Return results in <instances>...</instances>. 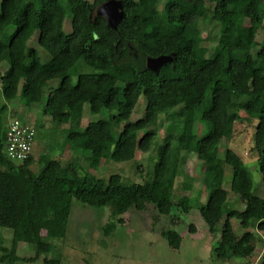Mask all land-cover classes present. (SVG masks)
I'll list each match as a JSON object with an SVG mask.
<instances>
[{
  "label": "trees",
  "instance_id": "16d2710c",
  "mask_svg": "<svg viewBox=\"0 0 264 264\" xmlns=\"http://www.w3.org/2000/svg\"><path fill=\"white\" fill-rule=\"evenodd\" d=\"M107 1L0 0V64L7 61L10 66L0 71L3 99L11 103L20 96L25 107L43 104L51 125L67 126L69 144L84 141L88 160L82 176L69 175L66 166L49 157L37 158L35 172L31 154L22 163L12 162L4 152L7 123L0 115V227L32 243L34 252L29 258L18 257L12 242L0 247V263H36L50 253L51 241L66 236L72 200L110 210L112 222L103 228L105 234L121 225V216L130 210L152 208L167 217L173 210L187 214L190 205L173 192L182 153L195 154L201 164L207 199L199 202L198 212L210 234L224 217L213 250L216 258L227 263L251 257L256 234H264V200L240 156L227 149L221 158L218 151L235 124L256 120L253 142L264 188V42L258 37L259 31L264 37V1L120 0L125 16L115 30L97 15ZM157 7L163 8L164 18ZM197 19L225 34L214 57L194 28ZM236 22L238 27L232 29ZM35 33L54 67H44L35 49L26 51ZM26 56L31 60L28 67L23 65ZM160 56L172 61L156 73L148 70L146 58ZM53 81L56 86L46 94ZM141 98L145 108L134 119ZM86 105L89 115L106 112L108 118L89 122L80 131ZM1 110L5 113L6 106ZM196 118L207 128L200 137L194 132ZM160 120L172 131H165L157 143ZM150 151H156L158 159L142 183H124L119 175L105 181L92 174L104 159L129 162L137 153ZM225 165L231 167L229 191L222 188ZM234 219L241 235L234 232ZM189 230L194 232L191 225ZM161 236L170 248L179 249L181 239L175 232ZM42 263L56 261L43 258Z\"/></svg>",
  "mask_w": 264,
  "mask_h": 264
},
{
  "label": "rangeland",
  "instance_id": "374dc122",
  "mask_svg": "<svg viewBox=\"0 0 264 264\" xmlns=\"http://www.w3.org/2000/svg\"><path fill=\"white\" fill-rule=\"evenodd\" d=\"M63 6L68 13L67 3L64 2ZM156 10L159 16L164 18L163 8L157 7ZM69 21L70 17L67 16L64 21V25L66 23L64 32L66 33L70 31ZM247 24L248 22L244 21L243 25L247 26ZM238 25L237 22L233 23L232 29H236ZM194 28L198 29L204 37L203 46L209 50V55L216 56L217 42H223L225 34L213 31L210 25L203 23L201 19L196 20ZM258 35L259 41L264 42L261 31L258 32ZM31 48L37 51L44 67L55 66L51 57L38 46L37 33L28 42L26 51L28 52ZM30 63L31 60L26 56L23 65L28 67ZM9 67V63L5 61L0 64V71L6 72ZM71 82L74 83L75 79H72ZM55 86L56 81L51 82L46 89V94L49 88ZM3 106H6L5 113H3L4 110H1ZM42 107L43 104L25 107L20 104V96L16 101L7 103L0 93V115H3L1 120H5L7 123L12 117L17 118L35 130L31 152L34 159L32 171L38 170L37 158L49 157L66 166L69 175L82 176L88 165L87 154L84 152V141L79 140L76 145L69 144L67 126L57 128L51 125L49 118L43 115ZM144 108L145 99L141 98L137 105V113L133 118H140ZM107 118L108 113L106 112L96 116L89 115L86 105L79 130L83 131L89 122ZM255 123L256 120L250 121L245 118L242 123L235 124L232 133L226 134L220 141L218 155L222 158L227 149L239 155L251 175L256 194L264 200V188L256 161L257 151L253 142ZM155 131L157 143H160L165 131L171 132L172 127L166 129L163 120H160ZM206 131V126L199 118H196L194 122L195 134L200 137ZM181 157L182 161L178 167L173 192L174 196L180 197L185 205H190L187 214L173 210L171 216L167 217L158 216L152 208L142 212L130 210L121 216L123 219L121 225H117L112 233L105 234L103 228L107 223L112 222L110 210L90 207L72 200L65 238L52 240L53 247L50 253L42 254L38 262L18 264H43V258L55 260V264H260L264 258V234L259 233L256 234L258 241L251 257L231 258L227 263L216 258L213 250L220 240L224 217L216 225L215 232L210 234L208 226L198 212L199 202L204 204L207 199V191L203 190L201 164L197 161L195 154L182 153ZM157 159L156 151L139 152L134 160L123 163L104 159L92 174L105 181L112 175H119L124 183H142L147 172L150 173L153 169ZM230 182L231 167L225 165L222 188L229 191ZM228 201L232 202L230 193ZM235 208L239 211L242 209L241 207ZM229 210V207L226 208V211ZM231 222L234 232L241 235L243 230H241L239 222L235 219ZM190 225L194 228V232L189 230ZM164 231H173L180 237L179 249L173 250L169 247L166 239L161 236ZM253 232L256 233L255 230ZM12 242L16 243L18 247L17 256L22 258L34 256L32 243L27 244L21 235L15 234L11 229L0 227V247H9Z\"/></svg>",
  "mask_w": 264,
  "mask_h": 264
},
{
  "label": "built area",
  "instance_id": "2783aa9c",
  "mask_svg": "<svg viewBox=\"0 0 264 264\" xmlns=\"http://www.w3.org/2000/svg\"><path fill=\"white\" fill-rule=\"evenodd\" d=\"M34 138V128L17 118L10 119L6 124L5 155L12 162H24L32 152Z\"/></svg>",
  "mask_w": 264,
  "mask_h": 264
},
{
  "label": "water",
  "instance_id": "95a60500",
  "mask_svg": "<svg viewBox=\"0 0 264 264\" xmlns=\"http://www.w3.org/2000/svg\"><path fill=\"white\" fill-rule=\"evenodd\" d=\"M97 15L106 21L110 29L115 30L125 16L122 1H107L97 9ZM171 61L172 58L167 56L146 58L145 66L148 70L156 73L164 64L170 63ZM262 153L264 155V149L262 150Z\"/></svg>",
  "mask_w": 264,
  "mask_h": 264
},
{
  "label": "crops",
  "instance_id": "0c3cea01",
  "mask_svg": "<svg viewBox=\"0 0 264 264\" xmlns=\"http://www.w3.org/2000/svg\"><path fill=\"white\" fill-rule=\"evenodd\" d=\"M33 150V148H32ZM43 234V233H42ZM28 244V243H27ZM18 248V247H17ZM19 257V256H18ZM18 263H25V262H21V261H18V262H15V264H18Z\"/></svg>",
  "mask_w": 264,
  "mask_h": 264
}]
</instances>
